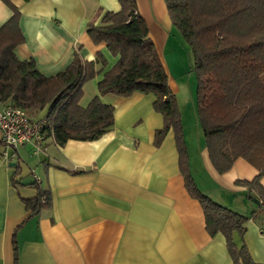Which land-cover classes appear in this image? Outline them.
Returning <instances> with one entry per match:
<instances>
[{
  "label": "crops",
  "instance_id": "0c3cea01",
  "mask_svg": "<svg viewBox=\"0 0 264 264\" xmlns=\"http://www.w3.org/2000/svg\"><path fill=\"white\" fill-rule=\"evenodd\" d=\"M10 2L19 12L23 36L13 52L19 60L32 59L42 75L63 71L75 52L86 61L101 52L108 66L115 62L103 42L91 41L87 26L100 24L105 12L119 10L118 0ZM135 3L168 86L178 94L177 81L184 74L172 66L189 51L164 0ZM11 15L0 0V26ZM100 77L97 73L83 85L82 106L97 94ZM192 92V114L185 123L181 119L190 174L201 193L247 217L243 234L234 232L233 242L244 245L254 263L264 264V213L235 183L251 180L258 170L242 157L223 173L214 169L194 117ZM100 99L112 106L113 125L95 140L69 139L58 145L48 136L36 153L33 143L9 150L6 162L0 144V264H232L223 236L207 233L201 206L185 188L173 130L158 146L153 143L155 131L163 127L152 107L153 95L105 94ZM46 114L47 107L34 115ZM35 178L49 190L51 205L31 214L24 200L36 196ZM260 184L264 186V175Z\"/></svg>",
  "mask_w": 264,
  "mask_h": 264
},
{
  "label": "trees",
  "instance_id": "16d2710c",
  "mask_svg": "<svg viewBox=\"0 0 264 264\" xmlns=\"http://www.w3.org/2000/svg\"><path fill=\"white\" fill-rule=\"evenodd\" d=\"M2 1L12 15L0 26V103L34 110L33 114L47 107L46 135L63 145L69 139L95 140L112 127L113 108L100 96L153 95L152 107L163 118L153 143L158 146L167 130H173L185 188L201 206L207 233L223 236L232 264H256L246 247H237L232 238L234 232L243 234L247 217L213 201L193 181L176 97L135 0H118L119 10L107 11L100 24L87 26L91 41L103 42L116 57L111 66L101 52H96L92 61L82 60L75 52L63 71L48 77L39 73L32 59L15 56L14 48L23 41L19 12L10 0ZM164 3L173 28L192 57L195 112L209 161L218 173L227 171L237 157L254 166L258 173L251 180L235 183L245 187L246 195L254 198L264 213V186L260 184L264 175V0ZM97 73H101L97 94L82 106V87ZM32 185L36 196L24 200L31 214L50 208L49 190L37 181Z\"/></svg>",
  "mask_w": 264,
  "mask_h": 264
},
{
  "label": "built area",
  "instance_id": "2783aa9c",
  "mask_svg": "<svg viewBox=\"0 0 264 264\" xmlns=\"http://www.w3.org/2000/svg\"><path fill=\"white\" fill-rule=\"evenodd\" d=\"M47 124L45 117L31 118L23 108L13 104L3 105L0 108V144L3 147V160L8 161L9 150H15L28 143L35 144L34 152H38V143L47 138ZM35 181L38 182V179L35 178Z\"/></svg>",
  "mask_w": 264,
  "mask_h": 264
},
{
  "label": "rangeland",
  "instance_id": "374dc122",
  "mask_svg": "<svg viewBox=\"0 0 264 264\" xmlns=\"http://www.w3.org/2000/svg\"><path fill=\"white\" fill-rule=\"evenodd\" d=\"M181 57H182V60H180L179 63L178 62L175 63V66H172V67L173 69H175L174 71L176 72V74L178 73L184 74V78H182V80L180 79L177 81V86L180 88V92L178 94L176 93L174 94L176 97L178 109L180 111L181 119L184 120V123H185L188 119L187 116L188 115L191 116L192 111H193L191 107V99H189V97L191 95V91H193L192 93L194 94V98H195L196 79H195V75L192 69L193 63H192L191 55L188 56V55L183 54L181 55ZM172 61L173 60L170 61V64H172ZM27 113L31 118L36 117L33 114L34 110H29V112ZM195 116L196 115L194 114V117Z\"/></svg>",
  "mask_w": 264,
  "mask_h": 264
}]
</instances>
